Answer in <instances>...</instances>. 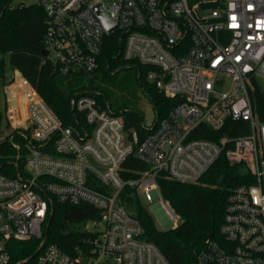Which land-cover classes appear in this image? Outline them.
Returning a JSON list of instances; mask_svg holds the SVG:
<instances>
[{"label":"built area","instance_id":"2783aa9c","mask_svg":"<svg viewBox=\"0 0 264 264\" xmlns=\"http://www.w3.org/2000/svg\"><path fill=\"white\" fill-rule=\"evenodd\" d=\"M29 5L44 12L45 60L59 72L94 71L105 38L116 33L122 57L147 66V81L177 102L145 127L151 131L136 144L126 138L123 119L108 103L87 92L72 95L71 108L81 115L64 125L13 69L1 88L10 131L0 142L8 140L17 153L15 174L0 173V264H10L11 239L39 240L34 264H170L144 239L126 198L135 193L159 201L153 207L172 224L177 215L162 199L157 176L196 182L223 151L230 162L244 161L254 182L230 191L222 238L207 239L194 264H264V121L256 119L249 92L254 81L264 88V0L8 3ZM106 20L114 25L108 27ZM228 119L247 121L248 131L217 141L192 137L200 124L219 131ZM129 155L145 168H126ZM53 200L97 210L75 224L88 235L74 254L47 241Z\"/></svg>","mask_w":264,"mask_h":264},{"label":"trees","instance_id":"16d2710c","mask_svg":"<svg viewBox=\"0 0 264 264\" xmlns=\"http://www.w3.org/2000/svg\"><path fill=\"white\" fill-rule=\"evenodd\" d=\"M9 1L0 0V132L8 126L1 88L8 82L15 68L34 86L64 125L74 124L77 116L81 115L71 108L72 95L75 92H87L100 103L106 101L111 110L123 119L128 140L133 141L129 129L136 130L137 143L151 130L143 127L137 112L111 102V92L107 88L115 81L116 75L124 71V76L137 82L148 95L155 113L154 123L176 104L177 99L165 97L147 81V66L122 57L121 41L116 33L105 38L98 56V66L94 71L73 74L59 72L53 64L45 60L42 53L45 29L42 8L38 5L10 8ZM249 92L256 119L264 121V88L254 81ZM247 131V121L228 119L219 131L200 124L193 130L192 137L217 141L222 136H238ZM16 137L15 134L13 141L17 140ZM135 143L134 145L137 144ZM16 153L8 140L0 142V173L15 174L13 163ZM22 164V158L18 159L20 168ZM124 166L136 170L145 168L134 155H129ZM128 175L135 176L131 173ZM252 182L254 179L245 162H230L223 151L196 182H181L165 175L157 176L162 199L180 219L176 227L158 229L151 213L135 193L126 198L125 206L142 225L144 239L153 242L170 264H194L196 254L203 249L207 239L222 238L220 226L230 191L238 184ZM52 205L53 214L47 231V241L56 243L65 253L74 254L75 246L82 244L88 235L76 229L75 224L94 217L97 210L89 204L71 205L56 200L52 201ZM38 244L39 240L11 239L8 247L10 264H34ZM30 255L33 257L21 262Z\"/></svg>","mask_w":264,"mask_h":264},{"label":"rangeland","instance_id":"374dc122","mask_svg":"<svg viewBox=\"0 0 264 264\" xmlns=\"http://www.w3.org/2000/svg\"><path fill=\"white\" fill-rule=\"evenodd\" d=\"M114 80L115 81L109 84L107 88V90L111 92V102L114 105L120 104L123 107L137 112L142 119V125L144 128L151 126L155 120V113L152 102L148 95L140 88L137 82H132L127 77H125L124 71L118 73ZM8 131H10L9 128H3L0 132V137ZM141 201L151 213L158 229L167 230L169 228H174L177 226V224H179L180 219L178 216H176V218L172 221V224L162 220V218H165L164 213L160 210L157 212V208L153 207L159 203V201L149 202L144 196L141 197Z\"/></svg>","mask_w":264,"mask_h":264},{"label":"water","instance_id":"95a60500","mask_svg":"<svg viewBox=\"0 0 264 264\" xmlns=\"http://www.w3.org/2000/svg\"><path fill=\"white\" fill-rule=\"evenodd\" d=\"M106 23H107V25H108V27H112L113 25H114V22H111V21H108V20H106ZM45 49L43 48L42 49V53L43 54H45ZM129 133L131 134V136H132V138H133V141L134 142H137V133H136V130L134 129V128H131V129H129ZM48 224H49V222H48ZM37 250H38V248L35 250V253L37 252ZM33 256L32 255H30L28 258H26V259H24L23 261H21V262H25V261H28L30 258H32Z\"/></svg>","mask_w":264,"mask_h":264}]
</instances>
